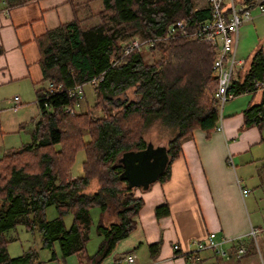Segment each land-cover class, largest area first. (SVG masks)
<instances>
[{
  "label": "trees",
  "instance_id": "16d2710c",
  "mask_svg": "<svg viewBox=\"0 0 264 264\" xmlns=\"http://www.w3.org/2000/svg\"><path fill=\"white\" fill-rule=\"evenodd\" d=\"M7 1L12 6L33 0ZM91 1L86 0L90 12L86 17L97 16V23L85 24L86 17L75 15L34 37L41 71L36 82L41 85L34 87L39 112L30 141L0 154V264L38 263L32 248L17 256L7 254L5 231L17 224L37 230L43 247L57 242L62 259L75 254L78 264H101L134 229V217L143 205L142 197L121 177L122 153L147 146L165 151L167 163L156 181L166 180L183 139L197 128L209 134L221 118L211 68L216 50L209 41L174 35L147 49L138 47L122 54L130 38L161 36L176 19L195 27L211 16L209 3L196 8L194 0H99L100 6L91 12ZM233 2L250 4L253 0ZM228 11L225 8L224 14ZM145 51L150 52V60H145ZM100 73L102 79L90 86L95 94L93 107L104 115L94 117L90 107L75 111L73 104L80 96L69 95V90ZM262 77L264 51L258 47L243 59L231 88L240 93ZM129 87H134L137 97L120 99ZM242 112L245 126L264 123V90L260 101ZM156 120L171 134L165 147L143 138ZM78 149L84 152L82 174L71 176L69 169ZM92 180L95 188L88 190ZM49 205L57 215L48 220L44 210ZM94 206L99 209L95 232L101 239L89 253L86 244ZM65 212L72 214L68 227L62 219ZM168 213L166 203L154 208L156 217ZM241 242L245 255L251 246L244 238ZM148 249L155 254L159 242L148 244ZM51 257L55 258L54 252ZM228 263L240 264V260Z\"/></svg>",
  "mask_w": 264,
  "mask_h": 264
},
{
  "label": "crops",
  "instance_id": "0c3cea01",
  "mask_svg": "<svg viewBox=\"0 0 264 264\" xmlns=\"http://www.w3.org/2000/svg\"><path fill=\"white\" fill-rule=\"evenodd\" d=\"M194 1L197 8L208 4L207 0ZM86 6V0H33L12 5L7 12L0 9V137L18 135L25 126L32 130L38 115L33 89L41 79V71L34 37L75 15L89 16ZM238 96L224 103L221 129L209 134L194 129L181 142L180 154L170 164L169 177L155 180L137 195L142 197L143 205L134 217V229L118 241L101 264H129L125 260L128 253L134 255V264L230 262L210 249L198 250L196 242L210 231L216 238H245L255 226L247 209V203L252 207L255 203V197L249 196L248 183L256 179L255 187L263 188L264 195V123L245 126L242 112L260 101L261 92L252 100ZM242 187L249 189L246 195L241 194ZM163 203L168 205L169 213L156 217L154 208ZM153 242H159L155 254L148 249Z\"/></svg>",
  "mask_w": 264,
  "mask_h": 264
},
{
  "label": "rangeland",
  "instance_id": "374dc122",
  "mask_svg": "<svg viewBox=\"0 0 264 264\" xmlns=\"http://www.w3.org/2000/svg\"><path fill=\"white\" fill-rule=\"evenodd\" d=\"M85 0H81L83 2ZM195 2V1H194ZM91 12L100 6L99 0H92L89 3ZM206 6V5H205ZM197 8V7H196ZM253 18L242 23L238 28V39L236 47V56L238 58H247L252 50L260 47L264 51V12H259L253 9L251 12ZM98 17L93 16L89 20L85 21V24L97 23ZM111 23V21H109ZM128 40V39H127ZM125 42V40L123 41ZM144 48V47H143ZM144 49H147L144 48ZM158 53V51H157ZM145 60H150L151 54L149 51L144 52ZM37 69L38 66H37ZM39 71V70H38ZM40 83H36L34 87H38ZM34 90V89H33ZM83 95L79 97L77 102L73 104V109L75 111H84L86 108L92 109V114L94 117L103 116L104 113L101 109L94 108L93 103L95 101V94L91 89V86L86 84L83 87ZM250 94H242L237 97V99L242 96L252 100V97H258L260 92ZM120 99L126 98H136L137 95L134 91V87L127 88L123 93L119 95ZM35 98V95H34ZM159 121H153L143 133V138L146 141H153L155 144H161L165 147L167 140L170 137V133L166 130L167 127H162L158 123ZM25 126L21 129L18 135H4L0 137V154H2L9 147H17L21 143L30 141V127ZM25 129V130H24ZM84 159V152L82 149H78L74 155V160L69 169V174L71 176H78L82 174V160ZM228 164L231 165V160L228 158ZM256 179L251 180L248 186L251 189L249 194L250 197H255V203L252 207L247 203V209L250 212V218L254 223L255 237L253 238L250 234L245 236V243L250 244L251 248L243 255L239 260L243 258L242 264H264V195L261 194L263 188L255 187L257 184ZM156 182V181H155ZM254 185V187H253ZM95 188V181L92 180L88 186V190H93ZM143 189L139 186L133 187V193L139 195ZM254 212L256 213H253ZM98 207L94 206L90 208V214L92 216V224L90 225L89 240L86 244L87 251L93 253L96 248L98 241L101 239L99 235L95 232V223L98 221ZM57 215V210L53 205H49L44 210V217L46 219H52ZM262 215V216H261ZM62 219L66 227L72 223V214L70 212H65L62 215ZM259 224V227H257ZM250 230V229H249ZM5 236L9 240L6 244V252L9 256H17L22 254L28 248L35 249L37 251V264H78L77 256L71 254L65 258H61L57 242H54L52 247L46 248L41 244V238L37 230L29 231L22 224H17L15 227L5 231ZM55 253V258L51 257V253ZM245 256V257H244ZM244 261H247L245 263Z\"/></svg>",
  "mask_w": 264,
  "mask_h": 264
},
{
  "label": "built area",
  "instance_id": "2783aa9c",
  "mask_svg": "<svg viewBox=\"0 0 264 264\" xmlns=\"http://www.w3.org/2000/svg\"><path fill=\"white\" fill-rule=\"evenodd\" d=\"M207 3L211 7V16L195 27L189 28L183 20L176 19L167 25L161 36H134L130 38L124 45L122 54L130 52L134 48L152 46L156 42L164 41L174 35H182L191 39L202 38L209 41L216 47L211 68L212 75L216 78L214 97L218 102L219 112H221L224 103L235 96L243 93L262 92L264 90V77L254 80L251 87L245 88L240 93L234 92L231 88L236 71L243 63V58L236 56L238 28L242 23L253 18L251 14L253 9L264 12V0H253L250 4H234L233 0H207ZM10 7L11 5L7 0H0V9L2 11L7 12ZM225 8L229 9L227 15L224 14ZM102 77L103 73H100L86 82L78 83L69 90L68 94L81 96L83 87L86 84H96ZM13 99L17 102L16 96ZM216 129H221L220 119ZM240 191L242 195H246L249 189L242 187ZM249 234L254 238L255 229L251 228ZM242 238L243 236L236 237L233 240L225 237L216 238L215 232L210 231L202 241L196 242V247L198 250L210 249L221 259L231 261L241 258L245 252V247L241 242ZM174 248H176V245H174ZM125 260L129 264H134L135 257L128 253L125 256Z\"/></svg>",
  "mask_w": 264,
  "mask_h": 264
},
{
  "label": "water",
  "instance_id": "95a60500",
  "mask_svg": "<svg viewBox=\"0 0 264 264\" xmlns=\"http://www.w3.org/2000/svg\"><path fill=\"white\" fill-rule=\"evenodd\" d=\"M155 148L147 146L143 150L122 153L120 158L123 164L121 177L126 181L127 186H139L144 189L154 182L164 170L167 163L166 152L158 151Z\"/></svg>",
  "mask_w": 264,
  "mask_h": 264
},
{
  "label": "bare ground",
  "instance_id": "6f19581e",
  "mask_svg": "<svg viewBox=\"0 0 264 264\" xmlns=\"http://www.w3.org/2000/svg\"><path fill=\"white\" fill-rule=\"evenodd\" d=\"M215 50H216V47H215Z\"/></svg>",
  "mask_w": 264,
  "mask_h": 264
}]
</instances>
